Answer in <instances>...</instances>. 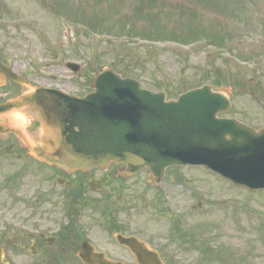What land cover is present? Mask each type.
<instances>
[{
  "label": "rangeland",
  "instance_id": "374dc122",
  "mask_svg": "<svg viewBox=\"0 0 264 264\" xmlns=\"http://www.w3.org/2000/svg\"><path fill=\"white\" fill-rule=\"evenodd\" d=\"M82 15L97 19L103 27L100 31L111 36L89 32ZM130 27L147 37L184 41L193 34L224 36L231 52L209 48L206 42L185 46L122 37L132 33ZM263 43L264 0H0V59L34 83L82 94L98 70L113 67L146 88L178 92L212 77L232 89L228 115L257 126L264 125V57L257 56L248 65L235 55L264 53ZM66 62L78 63L79 70L70 72ZM17 151L12 138L0 141V154ZM174 171L168 169L156 187L148 186L145 170L116 179L109 167L90 177L102 191L113 187L120 192L111 198L119 199V206L125 208L118 215L130 217L132 230L144 237L165 244L171 217L181 218L183 230H194L195 235L204 232L196 238L198 243L208 240L220 251L221 260L214 254L218 260L211 261L204 258L200 244L198 250H187L175 238L169 247L175 253L174 264H264V190L232 188L200 167L178 169L185 182H177ZM75 177L71 175L68 182ZM21 182L22 189L0 191V253L11 264H50L31 254L29 247L21 248L26 239L19 236L32 224L22 205L12 202L28 196V177ZM159 194L161 204L156 200ZM80 222L86 229L90 226L87 219ZM44 224L53 227L43 220ZM102 232L94 227L88 234L99 248L107 247V234ZM75 261L71 257L67 264H78Z\"/></svg>",
  "mask_w": 264,
  "mask_h": 264
},
{
  "label": "water",
  "instance_id": "95a60500",
  "mask_svg": "<svg viewBox=\"0 0 264 264\" xmlns=\"http://www.w3.org/2000/svg\"><path fill=\"white\" fill-rule=\"evenodd\" d=\"M0 71L24 88L0 104V134L12 133L38 161L67 172L122 164L117 174L124 178L148 168L150 182L168 166H204L237 187L264 189V128L219 116L230 109L228 88L204 85L166 99L165 92L141 89L137 80L104 68L91 92L73 96L31 85L2 63ZM140 253L138 264H161ZM79 257L85 264H118L87 244Z\"/></svg>",
  "mask_w": 264,
  "mask_h": 264
},
{
  "label": "flooded vegetation",
  "instance_id": "af4514ba",
  "mask_svg": "<svg viewBox=\"0 0 264 264\" xmlns=\"http://www.w3.org/2000/svg\"><path fill=\"white\" fill-rule=\"evenodd\" d=\"M19 92V86L5 80L4 86L0 88V100L11 98ZM0 156L4 157L0 160V167L7 170L3 173L0 169V191L3 194L1 189L9 192L12 188L22 189L24 185L21 179L25 180V177H28L31 184L26 199L12 200L14 204L22 205L23 212H26L28 220L32 222L30 229L19 236L26 239L22 249L29 247L31 254L47 257L76 256L82 243L89 242L95 251L122 264H136L137 259L141 258L138 249L156 252L164 264L175 263V255L169 249L173 244L170 238H166L165 244L156 243L154 237L147 238L143 233L132 230L128 221L130 217L118 215L125 212V209L119 206L118 200L111 199L113 187L108 192L102 191L96 186L94 179L91 180V175H77L68 182L70 176L67 173L37 164L27 157L26 152H3ZM87 210L92 214H85ZM82 219L89 221L90 226H86L87 229L82 226ZM43 220L52 223L53 227L45 224L41 226ZM94 227L102 228V233L107 234V247H97L88 237ZM110 251L117 255L112 256Z\"/></svg>",
  "mask_w": 264,
  "mask_h": 264
},
{
  "label": "trees",
  "instance_id": "16d2710c",
  "mask_svg": "<svg viewBox=\"0 0 264 264\" xmlns=\"http://www.w3.org/2000/svg\"><path fill=\"white\" fill-rule=\"evenodd\" d=\"M82 18H83V22H85L92 30H96V29H103V27H102V25L101 24H99V22L97 21V19H93L92 18V20L93 21H90V19L89 18H87L86 16H82ZM108 30H110L109 28H108ZM136 33V32H134V29H131V31H129V33ZM142 36H146V35H142ZM215 83H218V82H215Z\"/></svg>",
  "mask_w": 264,
  "mask_h": 264
}]
</instances>
